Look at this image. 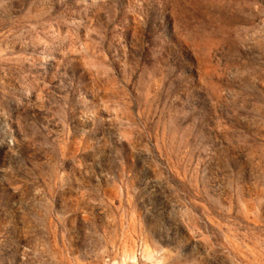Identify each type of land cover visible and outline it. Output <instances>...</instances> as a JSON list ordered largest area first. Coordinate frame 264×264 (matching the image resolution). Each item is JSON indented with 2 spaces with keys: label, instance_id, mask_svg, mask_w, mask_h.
<instances>
[{
  "label": "rangeland",
  "instance_id": "obj_1",
  "mask_svg": "<svg viewBox=\"0 0 264 264\" xmlns=\"http://www.w3.org/2000/svg\"><path fill=\"white\" fill-rule=\"evenodd\" d=\"M0 264H264V0H0Z\"/></svg>",
  "mask_w": 264,
  "mask_h": 264
}]
</instances>
